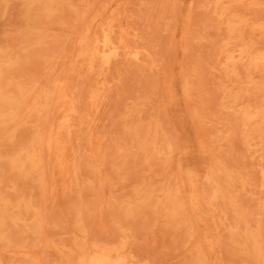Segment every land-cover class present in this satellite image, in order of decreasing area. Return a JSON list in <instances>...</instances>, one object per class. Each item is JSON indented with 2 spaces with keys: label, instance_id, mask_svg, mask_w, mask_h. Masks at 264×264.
<instances>
[{
  "label": "bare ground",
  "instance_id": "1",
  "mask_svg": "<svg viewBox=\"0 0 264 264\" xmlns=\"http://www.w3.org/2000/svg\"><path fill=\"white\" fill-rule=\"evenodd\" d=\"M22 1L25 2L23 5L27 4L25 6H26V8L28 7L27 10H22L23 14H25V12H23V11H27V13L25 14L26 18L31 17V16H27V15L31 14L33 16V14L38 13L37 16L39 15L38 16L39 18H42V19L46 18L49 20V18L52 17L56 12H59V11L63 10L64 8H68L70 10L69 21L67 23L65 21L64 22H57L56 24L61 23L60 24L61 26L64 25L65 28H67V31L69 33H66V36H64L65 34L63 33V27H62V32H60V33L57 32L61 36H59L55 31H52V32H55L57 34V36H59V37L55 36L56 35L55 33H54L55 35H51V33L49 32L50 30L48 31V28L46 27V26L50 25L48 23H51V25L53 24L52 22H50L51 19L49 20V22L47 20L48 23H46V24H48V25H46L44 27L42 25L44 30L47 28V31L50 33L47 38H49L51 36L52 37L54 36V39H56L55 37H57V38L63 37V41L62 42L59 41V42H61V45L59 46V48L55 52L44 54L43 51H42V53L38 51L39 53H41V55L37 52V54H39L38 55L39 57H37V58H36L37 54H34L35 55L34 59L40 58L46 67L43 68L42 72H41V70H39L41 72L40 74L37 71L36 74H39V75H36L34 73V70H33L34 75H33V73H32V75H29L28 74L29 72L26 75H24L23 74V73H25L24 69H26V68L21 67V68H23L22 69L23 71H21V75H23L25 77H27L29 75L28 78H23V80H22L23 76L20 77L21 75L19 76L17 70H16L17 74L14 72L13 73L17 77H20L21 79L14 80L16 77L13 74H12L13 75L12 78L14 77L13 79L10 76H9L10 78L8 77V74H9L8 72L10 69L13 70L14 67L20 66L19 65V63H20L19 58H21L19 56V52L17 54V52L15 53V51L14 52H10V51L8 52L7 51L9 49L12 51L15 48L14 46H12V45H14L13 44L14 42H12L13 41L12 38H10V37H13V35L8 36L10 38L8 40L9 41L12 40V41H10V43L12 44L11 46L14 48H12V47H11L12 49L10 48V43H9V46L7 47L6 44H8V43L6 41H8V40H4L6 43H4L5 45L4 44L3 45H4V47L6 46L5 48L7 50H4V49L0 50V139L8 142L10 144H16V141L19 138L20 134L22 135V131L24 132V130L26 128H30V130L32 129V131H29V129L28 130L26 129L27 130L26 134L28 133V139L26 140L25 143L17 144L15 146V148L12 149L11 152H8L5 154H4V152L3 153L0 152V167L3 163L6 164L9 173L10 174L13 173V175L15 176L10 181H6L5 178L0 173V264H42V263L46 264V262L50 259V257H48V256H47L49 258V259L47 258L48 260L45 257L42 258L43 254L40 255V257H41L40 258L37 254L34 253V251L35 252L36 251H42V252L44 251V254H48L49 252L46 253L47 251L54 252L55 255H57V258L54 261L55 263L52 260V262L54 264H148L147 262L143 261V259H142V261L138 260V259H140L139 257L142 258L143 256L138 255L139 257L137 259L135 254L132 253V251H133V249H135V247L134 248L132 247L133 248L132 251L130 250V247H129L130 238L133 240V238L130 237L132 235L129 236V233L131 234V232H129V230H130V228L131 229L133 228L135 230L134 231V233H135L136 229H138V228H134V227H138L139 222H137L138 226L135 225V226L131 227L128 225L129 228H126L127 222L125 223L126 227H124L122 224L123 222L121 221L120 223L122 226L119 224V226H120L119 229H120L121 233H120L119 237H117V239H114V240L112 239L111 241H106V240L100 241L101 239L100 240L97 239V241H92L88 235H90L91 232L93 233V231L89 230L88 226L86 227L84 225L85 220L82 222V217H87V215L83 216L84 215L83 211H85V209L84 210L81 209L83 211H81L82 213L80 211H79V213H77L78 220L76 223V227H77L76 230H79V233L72 237L71 243H73V245L66 244L65 242L67 240L62 242L58 238L54 237L55 233L52 232L53 229L51 228V226H53V225L50 226L52 231L50 228H49L50 231L47 229V225H49L48 221L50 222L51 220H49V219H52L49 216L52 214L48 213L49 214L48 215L46 212H49L51 207L48 208L50 205H48V207H47V204H45V203H48V201L50 200L49 204L51 203L53 205H56L57 203H59L56 201V199L58 197H61L62 195H68L72 192H75V194L77 195V198H78L77 200H79L80 204H83L82 202L84 200L83 199L84 197L87 198V196L91 197L93 195L94 196L96 195V197L98 196L99 200L97 198H96L97 202H95V200H94V202L96 203L95 206H91V209L89 206L86 207V208L89 207V209H87V210H90V211L94 207L93 208L94 213H92V214L96 217H98V216L101 217L102 214H104L106 211H110V210L115 211L116 213L120 214L123 217V220L126 219L127 221H128V219H132V221H135L134 219H136L140 214H142V216H145V214H143L144 212H149V213L153 214L156 219L163 220L165 222V225L167 227L171 228L174 232H177L180 235H182V234L184 235V237H183L184 240L181 244V246L184 249L183 254L185 252L190 254L192 264L223 263L224 256H226V259H227V255H226L227 252L224 254L223 259H222L220 249L225 244H232V245L238 246V249H241L243 251V255L245 256L243 259H245L250 264H264V212H263L264 211V201L262 198L264 196H261V194L264 195V155H263L264 154V84H263L264 79H263V81H261L262 79H261V77H259V76L264 75V45L261 44L262 45L261 46L259 44V42L261 41L260 38H263V40H264V17H262V14H264V0H205L206 1L205 6L203 5L204 0H201L203 4H200V1L197 3V4H200V6L203 5V8H201L202 6L200 7L199 5H197V6H199L196 8L197 10H198V8H199V11H200V8L202 10H204V12H205V10L206 11L208 10V12L214 16V18L212 16V19H214L213 21H215V23H213V24H217L216 27L223 26L225 28V31H226L225 32L224 29L222 30L226 34L224 33L225 34L224 38L221 41L219 40L221 42L220 45L215 46V48L218 47V49L216 51H214L217 53L216 54L213 53V54H215L214 56L216 59H214L210 55L212 60L213 59L216 60L214 62H216L217 65L212 66V67L210 66V67L212 69H217V71H218V69H219V71L220 70L224 71L226 78H228L229 83L226 82L228 84V86H226V90H224V96H223L226 99L225 103H227V105L225 104V105H222L221 107H223V109H225L226 112L230 111L233 114V116L235 117V120L231 119L232 116L228 117V118H230L231 120H234V122H232L231 120H227L228 118L227 119L220 118L221 119V125H220L221 128L218 129L216 127V129H218L217 130L218 133L216 134L217 131H215V136H213V138L209 139L212 144L209 143V141H207L208 135L205 133L206 130L203 128L206 123L202 120V118L206 117V115L204 114V117L200 118V114H202V112H200L198 114L194 108L195 105H193V103H191V101L194 100V98H193L194 91H196V92L198 91L197 93H199V91H201V88H199V87L201 86V84L203 82L205 84V80H203L202 83H200L198 81L197 83H200V85H197V83H195L197 85L196 87H198L200 90H198L192 84L193 82L191 83V81H188L185 83L183 82L182 84H184L185 88L183 87L184 93H183V91H182V93L184 94V96H183V94H182V96L184 97V100H183V97H182V100L185 103L184 109H186V106H187V109H186L187 116L189 113L191 123L193 124V127H194V132H195L194 140L191 139L189 136L188 137L191 140L186 137L185 131L183 130V127L181 125V127H179L176 131V133L178 135V140H179L180 146L179 147H176V146L173 147V146L169 145V143H167V140L169 139L167 136L166 138H168V139L164 138L166 140L165 143H167V145L164 144L165 147H162L163 144L161 143L162 146H160V144L158 142V139H159L157 136L158 132H159L158 131V125L153 124L154 127L153 126H152V128L148 127V128H150V130H148V128H147V130L145 131L144 134L141 131L143 134V137H141L142 135H139L140 130H139V132H138V130H137V132L136 131L134 133L132 132L133 126H136L134 124L136 121H133L134 123L132 126V130L127 129V130H129L128 132H132V134L134 135V138H133L134 140L132 139L133 140L132 143H131V141H129V143L131 144L130 146H128L129 143L125 141L126 138L125 139H121L120 137L115 138V141H117V143L115 142V144H117V145H119L118 144L119 138H120V141L123 140V141H121V142H123V144L125 142L128 143L126 145L128 147H126L125 144L123 145L126 147L124 149H127V150L132 149V151L135 152V154H137L136 155L137 157L130 151L131 154L136 157L135 159L141 160L140 162H142L144 168L146 166L145 164H147V165L152 164V160L156 164V162H157L156 157H158V158L160 157V159H161V160L158 159L160 161V163H159V166L161 168L160 171L157 173L150 171L151 174H149V175L148 174L146 175V173H145L146 176L145 177L143 176L142 180L137 181V182L135 181L136 183H134V184L131 183L133 185L131 187L132 190L129 189L131 184H128V185H130V186H128L127 182H126V185L128 186V188H126L125 191L128 192L127 189H129L131 191V192L129 191L131 194L129 192L127 193V195L130 194L127 197H126V195H123L124 191H123L122 195L125 197H122L121 194L119 196L118 193L116 196L114 193V188L115 187L118 188L117 187L118 185L116 186L115 183L113 182V180L115 178H118V176L116 177L117 174L116 175L113 174V175H115L114 176L115 178L111 177L112 176L111 171L108 172V168H107V166L109 164L107 166L103 165V159L101 157V152H103L102 150L104 149L102 147H104L103 144L106 142V141H104V139H107V141H108V138H105L108 136H105L104 135L105 133L104 134L101 133L102 131L103 132L105 131L104 128H101V130L104 129L101 132L99 131L100 129L97 130L98 127L101 126L100 125L101 123L97 125L96 122L98 120V115H99L100 109H102L101 108L102 105L105 106V103L104 104L102 103L103 97H104V91L107 89V86L109 85V83H112V82H109L110 80L109 79L107 80V78H106V72H108L109 68L111 69L110 66L112 64V61L119 58V57H122L123 59L128 57V58H133L137 61H141L142 58H145V56L147 54H149V53H146L147 52L146 50H148V49H146L145 51H141L138 49H132V45H131V48L129 47V45L127 43V37L129 34L127 32L128 27L126 30L119 23V18H120V14L122 12V9H121L122 7L121 8L119 7L120 9L117 7L119 9V11H121V12L117 11V9H115L113 4H112L113 0H90V1H88V0H83V1L77 0L76 1L77 3L79 1L78 5H75L70 0H22ZM123 1H125V3H126V0H122V2ZM127 1H130V0H127ZM158 1L160 2L161 0H158ZM177 1H179V0H177ZM10 2L14 3V1H10ZM10 2H8V3H10ZM16 2H21V1L19 0ZM135 2L137 3V0ZM139 2H138V5L134 4L135 6L133 5V2H130V3H132V6L136 8L139 6ZM147 2H149V1H147ZM150 2H152V3H150ZM150 2L147 4L146 8H148V7L150 8V6H153V7L155 6L154 9H152L153 7L150 8V11L152 13H154L153 12L154 10L156 12L161 10V9H158V8H160V6H158L160 3L156 2V4H155V0H152ZM169 2L171 3L172 1L170 0V1H168V3ZM173 2L175 4H177L175 2V0ZM183 2H182V6H183ZM195 2H196L195 0H189V3H187L188 4L187 6H189V9L193 8V10H194V7H196ZM163 3H164V1H163ZM168 3H166V4H168ZM17 4H19V3H17ZM120 4L121 3L119 2L118 5H120ZM151 4H154V5H151ZM166 4L164 3L161 5V7L163 5L164 6H163V11L161 10L160 12L164 13L165 10H167L169 8L170 5H168V8H166L164 10V7ZM0 5H1V3H0ZM122 5H120V6H122ZM128 5H129V7H132L130 4H128ZM172 5L170 7H172ZM18 6H20V5H18ZM179 6L181 7V4ZM133 7H132V9H134ZM156 7H158V8H156ZM20 8H22V7H20ZM138 8H136V9H138ZM141 8L142 7H140V9ZM176 8H178V6ZM176 8L174 7L175 11H176ZM144 9H145V7H144ZM127 10L129 11V9H127ZM138 10L135 12H137L138 15H140L139 11L141 13L142 10H139V11ZM193 10H191V11H193ZM0 11H1V9H0ZM133 11H131V12H133ZM145 11H147V10L145 9ZM175 11H173V14ZM7 12H8V10H7ZM202 12L203 11H201V13ZM19 13H18V15H19ZM137 13H136V15H137ZM166 13H168V15H169L170 12H166ZM195 13H197V12H194V15H196ZM0 14H1V12H0ZM23 14L21 16L20 15L19 16L22 18V16H24ZM122 14H123V12H122ZM146 14H147L146 17L149 16L148 19H150L153 16L152 14H149V11H148V13L147 12L144 13V10H143V14H141V16L143 15L144 17L142 16L143 17L142 19L145 20ZM158 14H160V13H158ZM190 14H191V12L189 14L187 13V16H186V22H187L186 26H185L186 32L187 31L190 32L189 31V24H188L189 20H190V22L194 21V23L196 21H198V19H194L195 16H194V18H192V16ZM131 15L135 16V13L134 14L132 13ZM155 15H157V14H155ZM198 15H199V13H198ZM206 15L208 17V14H205L204 16L206 17ZM19 16L17 19L18 25L22 22V19L20 20ZM62 16H64V15H62ZM161 16L163 17L164 14L163 15L160 14V17ZM139 17L140 16H137L136 21L138 20L139 22H142V21L146 22L145 25L148 23V20L144 21ZM154 17H156V16H154ZM154 17H152L153 21L155 19ZM157 17L155 19L156 22L158 20ZM199 17H200V15H199ZM34 18L36 21L37 18L35 17V15H34ZM163 18H165V16ZM42 19H39V23L36 22L34 24V23H32V22H34V20L32 18L33 21H31V23L34 26L36 24L39 25L40 21ZM46 19H44V20H46ZM165 19H167V18H165ZM205 19H203V20L206 21ZM121 20L122 19H120V21ZM132 20H130V21H132ZM152 20L150 19V22H149L152 29L148 24L147 27L149 26L150 28L147 31H150V29L153 30L154 26H156L155 29H157L158 24L154 25L153 23L155 21L152 22ZM160 20H161L160 23L162 22V27H160V28H162L163 30L161 29L159 31H166L167 29L164 30V27H163V25H164L163 21L164 20H162V18ZM173 20H175V19H173ZM23 21H24V18H23ZM25 21H27V19H25ZM53 21H55V20H53ZM210 21H211V19H210ZM27 22H29V21H27ZM44 22L45 21H42V24ZM139 22H137V23H139ZM143 22L140 23L141 26H143ZM167 22H168V19H167ZM170 22H171V20H170ZM184 22H185V20H184ZM29 23H27V25ZM31 23L29 24L30 26H32ZM127 23L128 22H126V24ZM131 23L129 24L130 26H131ZM134 23H136L135 19L133 21V24ZM23 24L24 23L22 22V26L24 27ZM165 24H166V22H165ZM18 25H17V27H18ZM145 25L143 27H145ZM34 26L32 27V29L34 28ZM54 26L56 27V25H54ZM58 26H59V24L57 25V27ZM61 26H60V28H61ZM134 26H135V24H134ZM134 26L132 25L131 27L134 28ZM136 26H137V24H136ZM159 26H161V24H159ZM165 26L168 27L169 25H165ZM170 26H171V24H170ZM190 26H191V23H190ZM197 26H198V23H197ZM208 26H209V24H208ZM19 27L21 28V25ZM19 27H18V29H19ZM35 27H36L35 29L39 28L38 26H35ZM42 27H41V29H42ZM138 27H139V24H138ZM138 27H136L137 29L135 28L136 31L141 30V31H145L147 33V31L144 30V28L142 30L141 27L140 28H138ZM13 29H10V32L11 31L16 32L15 30L17 28L15 30H13ZM30 29L31 28L29 27V30H27L28 32L23 34L24 35L23 36V38H24L23 43L25 42L24 43L25 45L22 46V49L26 52V54H29V52H32L33 50L35 52V48L33 46L34 44L31 40L34 38H31V37H35V35H36V37H37L36 41L38 43L41 41V39H42V41L44 39L47 40V38H44V35L41 34V33L45 34L47 32L46 30H45L46 32H44V30H43V32L42 31L38 32L40 30L39 29L37 32L40 33L41 35L40 34L37 35L36 33H35V35H33L34 32H33V34H30L31 33ZM33 30H31V31H33ZM132 31L136 32V31H134V29H132ZM216 31H217V29H216ZM216 31H215V34H216ZM222 31H220V32H222ZM21 32H23V31L21 30ZM21 32H20V34H22ZM220 32H219V35H220ZM61 33L64 35L62 36ZM142 33L143 32H141V34L139 35V37L142 38V42H143V40L146 41V39H147V42L150 41L151 44L153 42H151V39H149V37L151 38L154 35H156V36L158 35L157 31H155V33L150 32V34L152 33L154 35L151 34V36L145 38V35ZM8 34H10V33H8ZM11 34H13V33H11ZM130 34H131V32H130ZM194 34H196V33H194ZM132 35H131V37H132ZM142 35L144 36L145 39L142 37ZM5 36H6V34H5ZM159 36H161V34ZM159 36H158V38H159L158 41L157 40H155V41L160 43L161 40H163V39H160ZM170 36H171V34H170ZM6 37H4V38H6ZM17 37H18V35H17ZM52 37L50 38L51 41H52ZM155 37H153L152 39H154ZM219 37H221V36H219ZM137 38H138V35H137ZM137 38H135L136 41H137ZM161 38H162V36H161ZM14 39H16V38H14ZM164 39H166V38H164ZM256 39H259L260 41L258 42ZM58 40H60V39H58ZM130 40L131 41H129V42H132V39H130ZM186 40L188 41L187 38H186ZM198 40H201V39L198 38ZM216 40H217V38H216ZM171 41H173V40H171ZM187 41L185 42V44H186V47L188 46L187 51H189V45H187ZM15 42H16V40H15ZM139 42H140V44L144 43V42L141 43V40ZM139 42L138 43L136 42L137 43V46L135 45L136 47H138ZM166 42H168V41L166 40ZM1 43H3V42L1 41ZM20 43L23 44L22 40ZM20 43L18 41L17 44H20ZM46 43L47 42H45V44ZM39 44L43 46V44H41V43H39ZM155 44H156V46L159 45L157 43H155ZM181 44H183V43H181ZM3 45H2V48H4ZM46 45H48V44H46ZM143 45H145V43ZM150 45L148 46L146 44L145 46H146V48L148 46L149 49H151V48L153 49V47L155 49V45L154 46L152 45L151 48H150ZM160 45H162V42L160 43ZM196 45H197V42L195 43V46ZM38 46L39 45H37V47L35 46L36 49H38ZM48 46L43 47V49L46 48V50H47ZM198 46H200V43ZM49 47H48V50H49ZM0 48H1V46H0ZM52 48H54V47H52ZM143 48L145 49V47H143ZM157 48H160V46H158ZM195 48L197 49V47H195ZM17 49H15V50H17ZM22 49L20 48L21 51H22ZM50 49H51V47H50ZM170 49H171V47H170ZM158 50H160V49H158ZM167 50H168V48H167ZM24 51H23V53H24ZM150 51H148V52H150ZM168 51H170V50H168ZM200 51H201V49H200ZM34 52H32V54ZM161 52H163V51L161 50L158 53L161 54ZM190 52H191V50H190ZM203 52H205V51H203ZM154 53H157V52L156 51L152 52V53H150V55L154 54ZM195 53H196V51H195ZM198 53L201 55L202 51L198 52ZM166 54H168V52L165 53V56H166ZM203 54H202V57H203ZM22 55H24V54H22ZM154 55L156 56V54H154ZM162 55H163V53L161 54V56ZM168 55H170V53ZM206 55H208V54H206ZM157 56H159V54ZM152 57H154V56H152ZM170 57L173 58V56H170ZM196 57H198V55H196ZM202 57H198V58H202ZM163 58H161V62L162 61L164 62L165 59H168V58H164V59ZM185 58H186V54H185ZM145 59H147V58H145ZM152 59L154 60L155 58H152ZM181 59H182V57H181ZM148 60H149V57H148L147 61ZM192 60H193V58H192ZM38 61H39V59H38ZM172 61H173V59H172ZM176 61L177 60L175 58V61H173V63ZM188 61H189V58L187 59L186 62H188ZM200 61H201V59H200ZM207 61H210V60H207ZM196 62H197V60H196ZM27 63H28V61H27ZM122 63H124V61L120 62V65ZM125 63H126V61H125ZM125 63H124V65H125ZM134 63H136V62L134 61ZM170 63L171 62L169 61V64ZM193 63H194V61H193ZM197 63L199 64V61ZM131 64H132V62H131ZM182 64H183V62H182ZM198 64H197V66H199L201 68L204 67V66H200L202 64H199V65ZM207 64H210V63L208 62ZM36 65H41V63L40 64L38 63ZM65 65H66V67H65L66 71L63 72L62 67ZM127 65H128V67L132 66L129 64H127ZM42 66H44V65H42ZM112 66H113V64H112ZM117 66H119V64ZM137 66H136V68H137ZM163 66L165 67V65H163ZM208 66H206V67L209 68ZM40 67L37 66L36 69L37 68L40 69ZM122 67H123V65H122ZM122 67H121V69H122ZM124 67H126V66H124ZM152 67L161 74L162 83L167 86L168 83L170 82V79H171V75L170 74L168 75L166 73V71L168 69L165 71L164 68H162L161 66H156V65H154ZM168 67H169V65L167 66V68ZM21 68L19 70H21ZM169 68H171V67H169ZM118 69H119V67H118ZM126 69H128V68H126ZM132 69L133 68H131V70ZM141 69H142V67H141ZM204 69L206 70V68H204ZM7 70H8V72H7ZM12 70H10V71H12ZM27 70L28 69H26V71ZM115 70H116V67H115ZM30 71H32V70H30ZM113 71H114V69H113ZM119 71L121 72V70H118V73H119ZM171 71H170V73H171ZM178 71L180 72V74L181 73L184 74L183 72H185V71L181 72L180 69ZM201 71H202V69H201ZM241 71L244 72V73L242 72L244 74V76L241 75V73H240ZM6 72L8 73L7 76L4 75V74H6ZM134 72H135V68L132 71V73L134 74ZM179 72H177V74ZM203 72H204L203 74H205V71H203ZM113 73L114 72H110V74H112L111 75L112 78L114 77ZM127 73L129 74V73H131V71H129ZM127 73L124 72V75H125L124 78L121 76L124 80L123 83L124 82L126 83L127 79L130 81L133 79L132 77L134 75L131 77L132 79H129L128 78L129 75ZM135 73H137V71ZM185 73H187V72H185ZM121 74L122 73H120L119 75H121ZM126 74L128 76L127 78H126ZM211 74H212V72H211ZM138 75H140V74H137V76ZM178 75H177V77H179ZM115 76H116V74H115ZM137 76H135L134 78H136ZM144 76H146V75H144ZM183 76H185V77L188 76V73H187V75H183ZM197 76H198V73H197ZM200 76L201 75H199V78H200ZM217 76H215V78H217ZM139 77H141V76H139ZM146 77H148V76H146ZM157 77L159 78V76H157ZM205 77H207V76H205ZM223 77H224V75H223ZM194 78H195V76H194ZM218 78H219V76H218ZM115 79H116V77H115ZM119 79H120V77H119ZM125 79H126V81H125ZM143 79L146 80L145 77H143ZM147 79H149V78H147ZM207 79L212 80L211 84L213 83V78L207 77ZM121 80L122 79L119 80V83ZM182 80H184V79H182ZM201 80H202V78H201ZM215 80L216 79H214V82H215ZM221 80H222V78H221ZM139 81L137 83H138V85H141L144 80L140 81V83H139ZM193 81H195V80H193ZM131 82H132V84H134L135 79H134V82H133V80ZM145 82L146 81H144V83ZM206 82H207V80H206ZM208 82H209V80H208ZM113 83H115V80ZM117 83H118V80H117ZM117 83H115V84L118 85ZM123 83H120V85H118V86H121V88H123L122 87ZM209 83L208 84L206 83L205 86L206 85L209 86L210 85ZM226 83H224V84L226 85ZM128 84L126 83V85H128ZM132 84L128 85V87L131 86ZM144 85H147V84H144ZM125 86H124V88L127 90L128 87H125ZM132 86H136V85H132ZM151 86H152V84H151ZM208 86H206L205 88H207ZM213 86L214 85H212L211 87L213 88ZM112 87H113V84H112ZM144 87L147 88L148 85L144 86ZM201 87H203V86H201ZM108 88H110V87H108ZM111 89H113V88H111ZM118 89H117V91H118ZM125 89H124V91H122V93L125 92ZM129 89H130V87H129ZM129 89H128V91H131ZM131 89H133V88L131 87ZM161 89H163V90H160V91L168 90L166 88H161ZM215 89H212V90L216 91ZM121 90L119 91L120 94H121ZM134 90H135V88H134ZM142 90L143 89H141V91ZM202 90H203V88H202ZM205 90H204V92L202 91V93H205L206 92ZM209 90H210V88L207 91L209 92ZM117 91L115 90V92H117ZM137 91L141 92L140 88ZM145 91H146V89H145ZM145 91L143 90V92H145ZM112 92H113V90L111 91V93ZM139 92L138 93L136 92V93L139 94ZM143 92H141V93H143ZM125 93H128L127 97H129V92L126 91ZM131 93H134V91ZM141 93H140V95H141ZM212 93H213V91H212ZM115 94L117 95V93H115ZM115 94H113V93L110 94V92H109V95H111V98ZM120 94H119V96H121ZM146 94H148V93H145V95ZM163 94L164 95L167 94L166 98H164L162 96ZM163 94H161V96L165 99L163 102L164 105L166 106L165 108L168 107V108L174 109L173 113H177L176 111H178V110H177V102L175 101V95L170 94V92L167 93V91L164 92ZM207 94H209V93L206 92L205 95H207ZM210 94H209V96H210ZM213 94H215V92ZM194 95H196V93ZM218 95H219V93H218ZM218 95L215 94L213 96L214 101L211 100L209 102L210 103L215 102V99L216 100L218 99L217 98ZM142 96H144V93ZM156 96H158V95H156ZM196 96H194L195 97L194 101H198L201 99L205 100L203 98L204 96L201 99H198V97H199L198 96L197 97L198 100L196 99ZM215 96H217V97L214 98ZM117 97H118V95L116 96V98ZM210 97H212V96H210ZM109 98H110V96H109ZM124 98H125V101L127 102L128 99H126V97H124ZM133 99L134 98L131 97V100H133ZM219 99H218V101H220ZM111 100L113 102L115 99L112 98ZM218 101H216V102H218ZM122 102H123V100H122ZM126 102H124V104H126ZM135 102H136V100H135ZM199 102H197V103L200 105ZM117 103H116V105H117ZM181 103H182V101H181ZM202 103L203 102H201V104ZM214 104L215 103H213L212 106ZM218 104L221 105L220 103H218ZM111 105L112 104H110V106ZM133 105H134V103H133ZM150 105H151V102H150ZM217 105H215V107ZM111 107H113V106H111ZM202 107H204V106H202ZM211 107H209V108L211 109ZM116 108L117 107L114 106V109H116ZM147 108H148V106H147ZM149 108H150V110H152L151 107H149ZM216 108H215V111L217 110ZM218 108H220V107H218ZM106 109H107L106 112H110V110L112 108L110 109V107H108ZM117 110H116V112H118ZM198 110H200V107L198 108ZM204 110L202 109V111H204ZM205 111H206V114H209V113L211 114V112H212L210 110L211 112L207 113L208 109ZM111 112H112V114H115V113H113V109L111 110ZM135 112H137V110ZM155 112H154V114H155ZM127 113H129V112H127ZM213 113H214V111H213ZM137 114H138V112H137ZM105 115H107V113L104 114V116ZM229 115H230V113H229ZM107 116H105V117H107ZM147 116H148V114H147ZM167 116H168V114H167ZM123 117H124V115H123ZM209 117H211V116L209 115ZM102 118H104V117H102ZM216 118H215V120H217ZM113 119H114V116H111V120H113ZM135 119H133V120H135ZM188 119H189V117H187V120ZM204 119H206V118H204ZM212 119H213V117H211V119H209V121H206V122H208V124H210L209 122ZM131 120H132V118H131ZM139 120L137 119V121H139ZM147 120H148V118L146 119V122H147ZM190 120L188 122H190ZM141 121H142V119H141ZM148 121H150V120H148ZM159 121H160V119H159ZM213 121L214 120H212V122ZM104 122L105 121L103 120L102 124ZM108 122H106V123H108ZM128 122L129 121H125V123L123 124L124 127H126L125 124ZM146 122H145V124H146ZM154 122H155V119H154ZM150 123H151V121H150ZM116 124L118 125V122ZM116 124L114 126H116ZM138 124H140V122ZM217 124H218V122H217ZM96 125H97V127H96ZM108 125H113V121H112V124H108ZM121 125H122V123H121ZM147 125H149V124H147ZM147 125H145V127ZM104 126H105V124H104ZM139 126L141 127V125H139ZM205 127H207V126H205ZM110 128H111V126H110ZM113 128L115 130H117L115 127H113ZM143 128L144 127H142V129L141 128L140 129L143 130ZM168 128H169V126H168ZM208 128H209V126H208ZM209 129H211V128H209ZM112 130L113 129H111V131ZM115 130H113V131L115 132ZM134 130H136V129H134ZM213 130H214V128L212 127V131ZM108 131H109V129H108ZM166 131H169V130H166ZM109 132H107L108 133L107 135L110 136ZM114 132H113V135H114ZM117 132H118V130H117ZM117 132H115V135L117 134V135L121 136L120 132H119V134ZM121 132H122V130H121ZM209 132H211V131H209ZM238 132L241 134L240 136H242V141H243V146L245 148V151H247L253 159L257 158V160L255 159L257 161L256 163L258 166L256 169V172L254 171L255 173H257V176L255 178L253 177V175H256V174H253L251 176L250 173L248 172V170H246L247 166L246 167L245 166L236 167V166L229 165L227 163V161H225L223 159V157L221 156V154H220L221 151L219 153H216L215 149H217V148L214 149V147L219 146L221 148L223 146L225 147L226 144L229 145V143H231V140L234 138L235 134L236 135L239 134ZM124 133L127 134L126 131ZM124 133H122V134H124ZM162 134H164V133H162ZM168 134H170V133L168 132ZM130 135H131V133H130ZM130 135L129 136L127 135V136L130 137ZM170 135H172V134H170ZM114 136H112V138ZM124 136H125V134H124ZM238 136L239 135L236 136L237 140H239L241 138L239 136V139H238ZM22 137H23V135H22ZM26 137H27V135H26ZM121 137H123V136H121ZM209 137H210V135L208 136V138ZM170 138H171V136H170ZM2 140H1V142H3ZM110 140L111 139H109V141ZM113 140L114 139H112V141ZM129 140H130V138H129ZM20 141H18V142H20ZM103 141H104V143H103ZM109 141L107 142L108 144H110L109 150L112 149L114 152H117V153H119V151L122 150L123 146H122L121 150L119 149L121 145L118 147H115L112 145L113 147H115V149L111 148V143H109ZM239 141L235 140L233 142L234 143L238 142L237 144H240L239 147L241 149V148H243V146L241 145L242 142L241 141L239 142ZM112 143H114V142H112ZM234 143L231 144V146H233V148L232 147L230 148V145L228 146V148H230L231 151H232V149L234 150L236 148L237 152H242L241 154H243L244 151L243 150L240 151L238 145L236 143H235L236 144L235 145ZM214 145H217V146H214ZM106 146H105V148H106ZM234 146H236V147H234ZM0 150H3V149H0ZM106 150H108V149L106 148ZM226 151H228V150H226ZM231 151L227 152V153H229L231 155ZM224 152H225V150H224ZM247 152H245V153L247 154ZM227 153L225 152L223 154V156L224 155L226 156ZM110 154L108 155L109 157H110ZM113 154L115 155L116 153H113ZM83 155H86L89 158L88 164L91 166V170H92V173L94 175V176H92L93 178L88 177L89 179H85V178H82V176L80 174V172H82L81 171L82 168H84L83 164H82ZM120 155H122V152ZM128 155H129V153H128ZM234 155L236 156V154H234ZM249 155H245V156L248 157ZM129 156H131V155H129ZM243 156H244V154H243ZM105 158H106V156H105ZM188 159L192 160L194 162L192 166L186 165L185 162H187L186 160H188ZM238 159H240V157L239 158L237 157V160ZM107 160H110V158L109 159L107 158ZM189 160H188V162H189ZM226 160H228V159H226ZM110 161H112V159ZM192 161H191V163H192ZM247 161H249L248 158H247ZM109 162L107 161L106 163H109ZM118 162L120 164V161H118ZM110 163H111L110 165H112V162H110ZM127 163H128V161H127ZM122 164H124V163H121V165ZM139 164L141 165V163H139ZM248 164H246V165H248ZM140 165H138V166H140ZM241 165H242V163H241ZM149 166H146V168ZM237 166H239V165H237ZM103 167H105L107 169L105 170ZM115 167H117V166H115ZM142 167H139V169L141 168L143 170L144 168H142ZM151 167H149V169ZM153 168L155 169L156 167L153 166ZM109 170H111L110 167H109ZM117 170H119V169H117ZM136 171L137 170H135V172ZM143 171L146 172L147 170L146 171L143 170ZM250 171H252V170H250ZM126 172H127V170H126ZM147 173H149V172H147ZM152 173H154V174H152ZM119 175H121V172ZM143 175H144V173H143ZM131 176L132 175L130 174V177ZM132 178H133V176H132ZM132 178H131V180H132ZM140 179H141V176H140ZM19 181H21L24 184H27V185L30 184V185L25 186L27 189L24 188L23 186L21 188L20 184H22V183H20ZM116 181H120V178H119V180L116 179ZM127 181H129V179ZM129 182H133V180L129 181ZM121 188H122V186H121ZM252 188H255L257 190V193L258 192L261 193V194L258 193L260 195V197L256 199L257 200V207L254 211L248 210L246 208L247 206L245 207L243 204V202L245 201V198L243 195H245L246 193H250V191H252ZM119 189H120V187H119ZM119 189H117V190H119ZM123 189H125V188H123ZM121 191L122 190H120V192ZM124 194H126V193H124ZM118 196L122 197V200H120V198L118 199ZM242 196L244 198L243 202H242V198H241ZM36 198L40 199L42 201L39 202V200H37ZM64 199L66 200V198H64ZM88 200H90V199H88ZM74 201L76 203V200H74ZM84 201H86V200H84ZM91 201H93V200H90L89 202H91ZM86 202H88V201H86ZM86 202H85V204H86ZM72 205L73 204H71V206ZM87 205H89V203ZM92 205H94V204L92 203ZM60 206H62V205H60ZM115 206H117V207H115ZM81 207H83V206H81ZM81 207H79V208H81ZM114 207L116 209H114ZM47 208L49 209V211ZM54 208L55 207L53 206V208L51 210L52 212H53V210L55 211ZM56 208H57V206H56ZM83 208H85V206ZM69 209H71V208L69 207ZM57 211H58V209H57ZM93 211H91V212H93ZM229 211H231V214H232L231 216H233V218H232L233 220L232 219L230 220L231 216L229 217ZM72 212L73 211L71 210V213ZM86 212H85V214H86ZM91 212H90V214H91ZM72 214H74V213H72ZM90 214L88 213V215H90ZM47 215H48V217H47ZM53 215H56V213L54 212ZM59 215H60V219H58V220L62 221L61 220V214H59ZM113 215L114 214H112L110 217L114 218L115 215H114V217H113ZM104 216H103V218H104ZM90 217H93V216L90 215ZM70 219H71V215H70ZM96 219H98V218H96ZM96 219H94V224H96V221H97ZM104 219H106V218H104ZM52 220H54V219H52ZM87 220H88V218H87ZM87 220H86V224L89 223ZM99 220H100V218H99ZM108 220L109 219H107V221ZM111 220H113V219H111ZM116 220L117 219H115V221L113 220L115 222V224L119 223V220H117V221ZM56 221H55V224H57ZM136 221H138V219ZM136 221L134 222V224H137ZM90 222H92V220ZM111 222L112 221H110V223ZM141 222H140V224H143V221H141ZM70 223H71V220H70ZM98 223H100V222H98ZM105 223H106V220H105ZM89 224H92V223H89ZM101 224L104 225V221ZM113 224L111 225L112 227L114 226ZM132 224H133V222H132ZM92 225H91V227L89 225V227L92 228ZM96 225H94V228ZM100 225L97 226L96 229H98V227H101ZM107 225H109V223ZM143 225H141V227H143ZM56 226L58 227L59 223ZM58 228H61V227H58ZM94 228H92V229L94 231H96V229H94ZM103 228H104V226H103ZM139 228H140V226H139ZM13 229H19L25 234L34 235L36 237V240H35V243L33 244V247L26 244L25 241L20 242L18 240L19 241L18 242L15 239L16 241L14 242L11 239V230H13ZM100 229L102 231H104L102 228H100ZM140 229H142V228H140ZM45 230H46V232L48 230L50 235L48 232H47L48 233L47 234L45 232ZM62 230H59V232H61ZM86 230H88L89 232ZM138 231H139V229H138ZM57 232L58 231H56V233ZM140 232H142V231L140 230ZM160 232H162V231H160ZM57 234L60 235L62 233H57ZM98 234H99V232H98ZM224 234H226V235H224ZM95 235H97V234L94 233V237H95ZM101 235L102 234H100V236ZM136 235H138V234H136ZM147 235H149V234H147ZM115 236H116V232H115ZM30 237H32V236L30 235ZM151 237H153V236H151ZM159 237H161V236H159ZM179 237H182V236H179ZM91 238H93V237H91ZM164 238H165V236H164ZM109 239H110V236L108 237V240ZM152 239H149V240H152ZM160 241H162V240H160ZM166 242H168V241H166ZM166 242H165V244H166ZM176 242H179V240H177ZM178 245H180V243H178ZM234 248L232 250L235 251ZM226 250H228V249L226 248ZM241 250H238L237 252H239V251L241 252ZM234 251H232V253ZM38 253H40V252H38ZM234 253L235 254H233V255H237L236 251ZM238 256H240V255L238 254ZM149 257L150 256H148V258ZM169 257H171V256H169ZM52 258L54 259V257H52ZM230 258H232V257L230 256ZM40 259H41V261H40ZM42 259L46 260L45 263L42 261ZM233 259H232V261H233ZM243 259H242V262H244ZM236 260H234V261H236ZM148 261H150V260L148 259ZM238 261H240L239 258H238L237 262ZM49 262H50V260H49ZM49 262H47V263L49 264ZM52 262L50 264H53ZM151 262L153 263V259L151 260ZM151 262H149V263L152 264ZM153 264H156V263L154 262ZM236 264H239V262ZM245 264H248V263H245Z\"/></svg>",
  "mask_w": 264,
  "mask_h": 264
},
{
  "label": "rangeland",
  "instance_id": "2",
  "mask_svg": "<svg viewBox=\"0 0 264 264\" xmlns=\"http://www.w3.org/2000/svg\"><path fill=\"white\" fill-rule=\"evenodd\" d=\"M10 1H14V3L13 2H10ZM16 1H19V0H0V3H1V5H0V9H1V14H0V40L3 42V43H1V41H0V46H1V48H0V50H7L5 47L7 46H9V43H10V41H12V42H14L13 44L14 45H12L11 43H10V48L12 47V46H14V47H12V48H14V50H10L9 48V50H7L8 52L10 51V52H14L15 51V53L17 52V54H18V52H19V56L21 57V58H19L20 59V63H19V65L20 66H16V67H14L13 68V70L12 69H10V70H12V71H10L9 70V72H8V70H7V72L10 74H8L7 72H6V74H4L5 76H7V74H8V77L10 76L11 78H12V76L14 75L16 78L14 79V80H17V79H21L20 77H22L23 75H21V71H23L22 69L23 68H21V67H25L26 69H28L27 71H26V69H24L25 71V73H23L24 75H26L28 72V74L29 75H32V73H33V70H34V73L36 74L37 73V71H38V73L40 74L42 71H43V68H45L46 66H45V64H43V61L40 59V58H38L39 59V61H38V59H34L35 57V55L34 54H37V52L39 51V52H41L42 53V51H43V53L44 54H46V53H52V52H55V51H57V49L59 48V46L61 45V42L63 41V37L61 38H57V37H59V36H61V35H59V33L60 32H62V27H63V33L65 34H62V36L64 35V36H66V33H69L68 31H67V28H65V26L64 25H60L61 23H58L59 24V26L57 27V25L58 24H56L57 22H68L69 21V17H70V10L68 9V8H64L63 10H61V11H59V12H56L52 17H50L49 18V20H50V22H52L53 24V26L54 25H56V27L54 26H52L51 25V23H48L49 22V20L48 19H46V18H39L38 16H37V14L38 13H35V14H33V16L30 14V15H27V16H31L32 18H33V20H34V22H32V23H36V22H38L39 23V19H42L41 21H40V24L38 25V24H36L35 26H38L37 28L38 29H35L36 27L31 23V21H33L32 20V18L31 17H27L26 18V13H27V11H23V12H25V14H23L22 13V10H27V8H26V6L25 5H27V4H25V5H23L25 2H23L22 0H20L21 2H16ZM71 2H73L75 5H78L79 4V1H83V0H79L78 1V3L76 2L77 0H70ZM88 1H90V0H88ZM136 0H130V1H127L126 0V3H125V1H123L122 2V0H113L112 1V4H113V6H114V8L115 9H117V11H119V9L121 8L122 9V12H123V14H122V12L121 11H119V12H121V14H120V18H119V23L123 26V28H125L126 30H127V27H128V30H127V32L129 33L128 34V37H127V43H128V45H129V47L131 48V45H132V49H138V50H141V51H145L146 49H148V50H146L147 52L146 53H149V54H147L146 56H145V58H147L148 59V57H149V60L147 61V59H145V58H142V60L141 61H137V60H135V59H133V58H122V57H119V58H117V59H115V60H113L112 61V64H113V66H112V64H111V69L109 68V70H108V72H106V78H107V80L109 79L110 81L109 82H112V83H109V85L107 86V89L104 91V97H103V104L105 103V106H103L102 105V109H100V112H99V115H98V120H97V122H96V124L98 125V124H100L101 126H99L98 127V129L97 130H99L100 132L102 131V130H104L105 129V131L103 132H101V133H105L104 135L105 136H108V137H105V138H108V141H109V139H111L110 141H109V143H111V148H114L115 149V147H118V146H120V150H121V148H122V146L125 144V146L129 143V141H131V143H132V141L134 140L133 138H134V135L132 134V132L134 133L135 131L137 132V130H138V132H139V130H140V133H139V135H142L141 137H143V134L145 133V131L147 130V128L148 127H150V128H152V126L154 127V125L155 124H157L158 125V142H159V144H160V146H162L161 145V143L163 144V146L162 147H165V145H167V143H169V145H171V146H173V147H179L180 146V143H179V140H178V135H177V133H176V131H177V129L179 128V127H181V125H182V127H183V130L185 131V134H186V137L188 138V139H193L194 140V138H195V132H194V127H193V124L191 123V120H190V115H189V113H188V116H187V112H186V109H187V106H186V109H184L185 108V103H184V84H182L183 82L185 83V82H188V81H191V83L196 87L197 85H200V83H202L203 82V80H205V84L207 83H209L211 86L212 85H214L213 86V88L210 86H208V85H206V86H208L207 88H205L206 86H205V84H204V82L201 84V86H203V87H199V88H201V91H199V93L201 94H199V93H197L196 91H194V93H193V98H194V100H195V97L194 96H196V99H197V97H198V99H201L204 95H205V93L207 92V93H211L210 94V96H212V97H210L209 96V94H207V95H205L203 98L208 102H206L205 100H203V99H201V100H198V101H194V100H192L191 101V103H193V105H195L194 106V108H195V110L197 111V113L199 114L200 112H202V114H200V118H202V117H204V114L206 115V117H204V118H206V119H204V118H202V120L207 124H205V126H207V127H205L204 125V129L206 130H204L205 131V133L209 136L210 135V137L208 138V136H207V141H209V143H211V141L209 140V139H211V138H213V136H215V131H217L218 129H220L221 127H220V125H221V119L220 118H222V119H227L228 117H231V119H234L235 120V117L233 116V114L230 112V111H225V109H223V107H221L222 105H227V103H225L226 102V99L223 97L224 96V90H226V86H228V84L226 83V82H228V78H226V75H225V73H224V71H219V69H218V71H217V69H212L211 67L212 66H216L217 64H216V62H214V61H216V60H214V59H216L215 58V54L217 53V52H214V51H216L217 49H218V47H216L215 48V46L216 45H220V41L224 38V36H225V28L223 27V26H220V27H216V25L217 24H213V23H215V21H213L214 19H212V14L211 13H209L208 12V10L206 11L205 10V12H204V10H202L201 8H203V5L205 6L206 4H205V0L203 1L204 2V4L202 3V1L201 0H195L196 2V7H194V10H193V8L192 9H189V6H187L188 4L187 3H189V0H179V1H177V0H175V2L177 3V4H175L173 1L174 0H171L172 2V4L170 3H168V1H170V0H163L164 1V3L166 4V3H168V4H166L165 5V7H164V10L166 9V8H168V5H172V7H170L169 6V8L167 9V10H165V12L163 13V12H160L161 10L163 11V6L161 7V5L162 4H164L163 3V1L161 0L160 2L158 1V0H155V4H156V2H158V3H160L158 6H160V8H158V7H156V8H158V9H161V10H159L158 12H156L155 10L153 11L155 14H157V15H155L154 13H152L151 11H150V8H152L153 6H150V8L148 7V8H146V6H147V4L150 2V1H152V0H147V1H149V2H147L146 0H137V3L135 2ZM166 1V2H165ZM183 2V6H182V2ZM200 1V4H203V5H201L200 6V4H197L198 2ZM8 2H10V3H8ZM119 2L121 3L120 5H122V6H120V5H118L119 4ZM129 2V3H128ZM130 2H133V5L135 4V5H138V2H139V8L138 7H136V8H138L139 10H142V12L140 13V11L138 10V9H136L135 7H133L132 6V3H130ZM180 2V3H179ZM13 3V4H12ZM17 3H19V4H17ZM77 3V4H76ZM150 3H152V2H150ZM157 3V4H158ZM5 6H4V5ZM7 4V5H6ZM128 4H130L134 9H132V7H129V5ZM141 4V5H140ZM181 4V7L179 6V5ZM10 7H9V6ZM18 5H20V6H18ZM127 5V6H126ZM134 5V6H135ZM151 5H154V4H151ZM178 6V8H176L177 6ZM197 5H199L201 8H200V11H199V8H198V10L196 9L197 7H199V6H197ZM145 7V9L147 10V11H145V9H144V7ZM187 6V7H186ZM3 7V8H2ZM20 7H22V8H20ZM24 7V8H23ZM119 9H118V8ZM140 7H142L141 9H140ZM155 7V6H154ZM154 7L152 8V9H154ZM174 7L176 8V11L174 10ZM19 8V9H18ZM26 8V9H25ZM171 8V9H170ZM205 8V7H204ZM127 9H129V11L127 10ZM132 9V10H131ZM170 9V10H169ZM7 10H8V12H7ZM21 10V11H20ZM65 10V11H64ZM133 11V12H131V11ZM139 11V14L140 15H138V13L137 12H135V11ZM143 10H144V13H148V11H149V14H152L151 16L152 17H154V16H158L157 17V22H156V17H154L153 19H154V21L152 20V17L150 18L151 20H152V22H154L153 24L155 25V24H158L157 25V29H155L156 28V26H154V31L153 30H151L152 29V27L150 26V19H148L149 18V16L148 17H146L147 16V14L145 15V20L144 19H142L143 17L141 16V14H143ZM190 10V11H189ZM191 10H193V11H191ZM172 11V12H171ZM173 11H175L174 12V14H173ZM201 11H203L202 13H201ZM4 12V13H3ZM19 13V15L21 16L22 14L24 15V16H22V18L18 15V13ZM166 12H170L169 13V15H168V13H166ZM191 12V16H192V18H194V16H195V18L194 19H198V21H196L195 23H194V21L192 22H190V20H189V22H188V24H189V31L190 32H186V30H185V26H186V16H187V13L189 14ZM193 12V13H192ZM194 12H197V13H195L196 15H194ZM7 13V14H6ZM134 14L135 13V16H133V15H131V14ZM136 13H137V15H136ZM158 13H160V14H164V16H165V18H167L168 19V22H167V19H165V18H163L162 16L160 17V14H158ZM198 13H199V15H200V17H199V15H198ZM204 13V14H203ZM60 14V15H59ZM148 14V15H149ZM166 14V15H165ZM205 14H208V17H207V15H206V17L204 16ZM210 14V15H209ZM34 15H35V17L37 18L36 19V21H35V18H34ZM62 15H64V16H62ZM168 15V16H167ZM202 15V16H201ZM264 14H262V17H264L263 16ZM18 16L20 17L19 19L21 20L22 19V22L24 23L23 25H24V27L22 26V22L18 25V23H17V19H18ZM62 16V17H61ZM137 16H140L139 18H141L142 20H144V21H146V20H148V23L145 25V23L146 22H143V26L145 25V27H143V26H141L140 25V23H142V22H139L138 20L136 21V19H137ZM178 16V17H177ZM204 16V17H203ZM17 17V18H16ZM169 17V18H168ZM173 17V18H172ZM23 18H24V21H25V19H27V21H29L31 24H32V26H30L29 24V22H27V21H23ZM64 20H63V19ZM138 18V19H139ZM162 18V20H164L165 22H166V24H165V22L163 21V27H164V30L165 29H167L166 31H159V30H161L162 28H160V27H162V22L160 23V19ZM202 18V19H201ZM206 18V19H205ZM209 20H208V19ZM213 18H214V16H213ZM44 19H46V20H44ZM120 19H122L121 21H120ZM132 20V21H130V20ZM134 19H135V22L136 23H134L135 24V26H136V24H137V26L136 27H138V24H139V27L138 28H140L141 27V29L143 30V28H144V30H149V28L151 27V29H150V31H147V33L145 32V31H136V27L134 26V24H133V21H134ZM140 19V20H141ZM173 19H175V20H173ZM190 19V18H189ZM201 19V20H200ZM203 19H205L206 21H204ZM210 19H211V21H210ZM47 20H48V22H47ZM53 20H55V21H53ZM126 20V21H125ZM170 20H171V22H170ZM173 20V21H172ZM184 20H185V22H184ZM193 20V19H192ZM42 21H45L43 24H42ZM204 21V22H203ZM213 21V22H212ZM126 22H132L131 23V26L133 25L134 26V28L133 27H131L128 23L126 24ZM137 22H139V23H137ZM151 22V23H152ZM27 23H29L28 25H27ZM46 23H48V24H50L49 26H46V25H48V24H46ZM123 23V24H122ZM125 23V24H124ZM168 23V24H167ZM190 23H191V26H190ZM194 25H193V24ZM197 23H198V26H197ZM28 26H26V25ZM149 24V26L147 27V25ZM159 24H161V26H159ZM170 24H171V26H170ZM207 24V25H206ZM208 24H209V26H208ZM17 25H18V27L21 25V28L19 27V29H18V27H17ZM42 25H43V27L44 26H46L47 28H48V31L51 33V35H55L57 32H59V33H57L59 36H57V34L55 35V36H57V37H55L56 39H54V36L52 37L51 35V37H52V41L50 40V38L51 37H49V38H47L48 37V35L50 34L48 31H47V28L44 30V28L42 27ZM126 25V26H125ZM129 25V26H128ZM152 25V24H151ZM165 25H169L168 27L167 26H165ZM174 25V26H173ZM214 25V26H213ZM34 26V30L32 29V27ZM42 27V29H41V27ZM60 26H61V28H60ZM173 26V27H172ZM200 26V27H199ZM14 29H13V28ZM24 29H23V28ZM29 27L31 28L30 29V34H33V32H34V34L33 35H35V33L38 35V34H40V33H38V32H43V30H44V32H46L45 34L44 33H41L42 35H44V38H47V40H45L44 38V40L42 41V39H41V41L39 42V43H41V44H43V46L42 45H40L37 41H36V39H37V37H36V35H35V37H31V38H34V39H31L32 40V42H33V46H34V48H35V52H34V50L32 51V52H34L33 54H32V52H29V54H26V52L22 49V46L23 45H25L24 43H23V34H25V33H27L28 31L27 30H29ZM198 27V28H197ZM205 27V28H204ZM216 27V28H215ZM17 28V29H16ZM27 28V29H26ZM136 28V29H135ZM148 28V29H147ZM160 28V29H159ZM170 28V29H169ZM183 28V29H182ZM10 29H13V30H15L16 32H13V31H11L10 32ZM23 31V32H21V30ZM26 29V30H25ZM40 29V30H39ZM79 29V28H78ZM77 29V30H78ZM132 29H134V31H136V32H133L132 31ZM204 29V30H203ZM215 29V30H214ZM216 29H217V31H216ZM221 29V30H220ZM224 29V31L225 32H223L222 30ZM18 30V31H17ZM31 30H33V31H31ZM36 30V31H35ZM39 30V31H38ZM61 30V31H60ZM67 32H66V31ZM139 30V29H138ZM163 30V29H162ZM219 30V31H218ZM25 31V32H24ZM38 31V32H37ZM52 31H55V32H52ZM155 31H157V33H158V35L156 36V35H154V34H152V35H154L153 37H155L154 39H152L153 37H149V36H151V34H150V32H153V33H155ZM159 31V32H158ZM193 31V32H192ZM196 31V32H195ZM215 31H216V34H215ZM220 31H222V32H220ZM20 32L22 33V34H20ZM130 32H131V34H130ZM139 34H138V33ZM141 32H143L142 34H144L145 35V38L146 37H149V39H151V42H153L152 44L150 43V41L149 42H147V39H146V41L145 40H143V42L145 43V45L147 44L148 46L150 45V48L152 47V45L154 46L155 45V49H154V47H153V49L151 48V49H149V47L147 46V48H146V46L145 45H143L144 43L142 42V38L141 37H139V35L141 34ZM145 32V33H144ZM163 32V33H162ZM170 32V33H169ZM201 32V33H200ZM219 32H220V35H219ZM8 33H10V34H8ZM11 33H13V34H11ZM55 33V34H54ZM156 33V34H157ZM188 33V34H187ZM194 33H196V34H194ZM225 33V34H224ZM5 34H6V36H5ZM22 36H20V35ZM40 34V35H41ZM133 34V35H132ZM150 34V35H149ZM161 34V36H162V38H161V36H159ZM170 34H171V36H170ZM181 34V35H180ZM198 34V35H197ZM200 34V35H199ZM224 34V35H223ZM11 35H13V37H10V38H12V40H8V39H10L8 36H11ZM16 35V36H15ZM17 35H18V37H17ZM131 35H132V37H131ZM137 35H138V38H137ZM164 35V36H163ZM197 35V36H196ZM221 36V37H219V36ZM46 36V37H45ZM158 36L160 37V39H163V40H161V42H162V45H160V43L159 42H156L155 40H157L158 41ZM166 36V37H165ZM170 38H169V37ZM217 36V37H216ZM4 37H6V38H4ZM20 37V38H19ZM142 37L144 38V36L142 35ZM180 37V38H179ZM189 37V38H188ZM14 38H16V39H14ZM18 38V39H17ZM22 38V39H21ZM129 38V39H128ZM134 38V39H133ZM135 38H137V41H136V39ZM144 38V39H145ZM164 38H166V39H164ZM168 38V39H167ZM173 38V39H172ZM186 38L188 39V41L186 40ZM198 38L199 39H201V40H198ZM215 38V39H214ZM216 38H217V40H216ZM219 38V39H218ZM50 41H49V40ZM58 39H60V40H58ZM130 39H132V42H129V41H131ZM148 39V40H149ZM213 39V40H212ZM4 40H8V41H6L8 44H6V46L4 47V43H6ZM15 40H16V42H15ZM19 41V43L21 42V40H22V43L23 44H17L18 43V41ZM55 40V41H54ZM141 40V43H143V44H140V41ZM153 40V41H152ZM165 40V41H164ZM166 40L169 42H166ZM171 40H173V41H171ZM190 40V41H189ZM212 40V41H211ZM220 40V41H219ZM258 42H259V44L261 45V44H263L264 45V40H263V38H260V40L259 39H256ZM57 41V42H56ZM59 41H61V42H59ZM135 41V42H134ZM187 41V45H189V51H187L188 50V46L186 47V44H185V42ZM200 41V42H199ZM218 41V42H217ZM36 44H35V43ZM45 42H47L46 44H48L50 47H51V49H50V47L48 46V45H46L45 44ZM135 44H134V43ZM139 42V44H138V47H136L137 46V43ZM173 42V43H172ZM190 42V43H189ZM192 42V43H191ZM197 42V45L195 46V43ZM202 42V43H201ZM208 42V43H207ZM55 43V44H54ZM59 43V44H58ZM130 43V44H129ZM132 43V44H131ZM155 43H157V44H159V45H157L156 46V44ZM167 43V44H166ZM181 43H183V44H181ZM189 43V44H188ZM199 43H200V46H198L199 45ZM205 43V44H204ZM210 43V44H209ZM219 43V44H218ZM4 44V45H3ZM16 44V45H15ZM212 44V45H211ZM214 44V45H213ZM2 45H3V47L4 48H2ZM12 45V46H11ZM37 45H39L38 46V49H36V47H37ZM45 45V46H44ZM136 45V46H135ZM172 45V46H171ZM174 45V46H173ZM183 45V46H182ZM185 45V46H184ZM191 45V46H190ZM20 46V47H19ZM32 46V47H33ZM36 46V47H35ZM46 46H48L49 47V50H48V47H47V50H46V48H44L43 49V47H46ZM58 46V47H57ZM158 46H160V48H157ZM162 46V47H161ZM197 47V49L195 48V47ZM203 46V47H202ZM207 46V47H206ZM262 46V45H261ZM42 49H40V48ZM52 47H54V48H52ZM143 47H145V49L143 48ZM165 47V48H164ZM170 47H171V49H170ZM173 47V48H172ZM185 47V48H184ZM200 47V48H199ZM205 47V48H204ZM11 48V49H12ZM18 48V49H17ZM20 48L22 49V51L20 50ZM33 48V49H34ZM140 48V49H139ZM167 48H168V50H170V51H168L167 50ZM182 48V49H181ZM191 48V49H190ZM208 48V49H207ZM214 48V49H213ZM15 49H17V50H15ZM158 49H160V50H158ZM173 49V50H172ZM193 49V50H192ZM200 49H201V51H202V53H201V55L198 53V52H201L200 51ZM207 49V50H206ZM212 49V50H211ZM37 50V51H36ZM53 50V51H52ZM151 50V51H150ZM154 50V51H153ZM158 50V51H157ZM163 51V52H161V54L163 53V55L161 56V54L160 53H158L159 51ZM165 50V51H164ZM190 50H191V52H190ZM196 51V53H195V51ZM21 51V52H20ZM23 51H24V53H23ZM50 51V52H49ZM148 51H150V52H148ZM157 52L158 54H159V56H157L158 54L157 53H154V54H156V56L154 55V54H151L150 55V53H152V52ZM198 51V52H197ZM203 51H205V52H203ZM38 52V53H39ZM168 52V54L170 53V55H168V54H166V56H165V53H167ZM186 52V53H185ZM189 52V53H188ZM207 52V53H206ZM41 53H39L40 55H41ZM175 55H174V54ZM188 53V54H187ZM204 53V54H203ZM213 53H215V54H213ZM22 54H24V55H22ZM39 54H37V56H36V58L37 57H39L38 55ZM185 54H186V58L188 59L189 58V61L188 62H186L187 61V59L185 58ZM192 54V55H191ZM202 54H203V57H202ZM206 54H208V55H206ZM16 55V54H15ZM196 55H198V57H202V58H198V57H196ZM210 55H211V57H213L214 59L212 60V58L210 57ZM213 55V56H212ZM30 56V57H29ZM152 56H154V57H152ZM161 56V57H160ZM170 56H173V58L172 57H170ZM176 56V57H175ZM194 56V57H193ZM25 57V58H24ZM160 57V58H159ZM168 58V59H165V61L163 62H161V58ZM176 58V62H174L173 63V61H175V58ZM181 57H182V59H181ZM208 57V58H207ZM28 58V59H27ZM152 58H155L154 60L152 59ZM159 58V59H158ZM163 58V59H164ZM170 58V59H169ZM192 58H193V60H192ZM196 58V59H195ZM205 58V59H204ZM30 59V60H29ZM33 59V60H32ZM128 59V60H127ZM145 59V60H144ZM162 59V60H163ZM172 59H173V61H172ZM200 59H201V61H200ZM28 61V63H27V61ZM191 60V61H190ZM196 60H197V62L199 61V64H202V65H200V66H204V67H199V66H197V62H196ZM207 60H210V61H207ZM42 61V62H41ZM124 61V63H125V61H126V63H125V65H124V63H122L121 65H120V62H123ZM134 61L137 63H134ZM159 61V62H158ZM168 61V62H167ZM169 61L171 62L170 64H169ZM193 61H194V63H193ZM212 61V62H211ZM115 62V63H114ZM131 62H132V64H131ZM148 62V63H147ZM150 62V63H149ZM178 62V63H177ZM182 62H183V64H182ZM201 62V63H200ZM209 62L210 64H207V63ZM40 64L41 63V65H36V64ZM119 64V66H117L118 64ZM145 63V64H144ZM196 63V64H195ZM34 64V65H33ZM127 64H129V65H132V66H130V67H128V65ZM134 64V65H133ZM139 64V65H138ZM198 64V65H199ZM24 65V66H23ZM32 65V66H31ZM42 65H44V66H42ZM122 65H123V67H122ZM138 65V66H137ZM148 65V66H147ZM151 65V66H150ZM154 65H156V66H161L162 68H164V70L166 71L167 69V71H166V73L169 75H171V79H170V82L168 83V85L166 86V85H164L163 83H162V78H161V74L157 71V70H155L152 66H154ZM163 65H165V67L163 66ZM169 65V67H171V68H167V66ZM185 65V66H184ZM191 65V66H190ZM209 65V66H208ZM29 66V67H28ZM37 66H41L40 67V69L39 68H37L36 69V67ZM124 66H126V67H124ZM136 66H137V68H136ZM206 66H208L209 68H207ZM211 66V67H210ZM28 67V68H27ZM66 65L65 66H63L62 67V69H63V72H65L66 71ZM115 67H116V70H115ZM118 67H119V69H118ZM121 67H122V69H121ZM139 67V68H138ZM141 67H142V69H141ZM193 67V68H192ZM218 67V66H217ZM21 68V70H19ZM65 68V69H64ZM126 68H128V69H126ZM131 68H133L132 70H131ZM134 68H135V72L137 71V73H135L134 72V74L132 73V71L134 70ZM146 68V69H145ZM204 68H206V70L204 69ZM113 69H114V71H113ZM121 70V72L119 71V73H118V70ZM141 69V70H140ZM151 69V70H150ZM180 69V71L181 72H183V71H185V72H187L188 73V76H183V75H187V73H185V72H183L184 74H180V72L178 71ZM187 69V70H186ZM201 69H202V71H201ZM18 71V74H19V76L20 77H17L14 73H16L17 74V71ZM30 70H32V71H30ZM39 70H41V72L39 71ZM123 70V71H122ZM126 70V71H125ZM128 70V71H127ZM140 70V71H139ZM147 70V71H146ZM172 70V71H171ZM62 71V70H61ZM114 72L113 73V78H112V74H110V72ZM117 71V72H116ZM129 71H131V73H127V72H129ZM142 71V72H141ZM170 71H171V73H170ZM200 71V72H199ZM203 71H205V74H203L204 72ZM209 71V72H208ZM12 72V73H11ZM14 72V73H13ZM124 72H126L128 75H129V77L127 76V74H126V78L128 77L129 79H132L133 80V82H134V79H135V82L137 83L139 80L140 81H146L145 83H144V81H143V87L144 86H147L148 85V87L146 88V87H142L141 85H138V83L136 84L135 82H134V84H132V80L130 81V80H128L127 79V84L128 85H130V84H132V85H136V86H129L130 87V89H129V87H128V85H126V83L124 84L123 83V78L125 77V75H124ZM141 72V73H140ZM147 72V73H146ZM152 72V73H151ZM174 72V73H173ZM177 72H179L178 74H177ZM202 72V73H201ZM211 72H212V74H211ZM215 72V73H214ZM217 72V73H216ZM243 71H241L240 73H241V75L242 76H244V72L242 73ZM34 73H33V75H34ZM120 73H122L121 75H119ZM150 73V74H149ZM156 73V74H155ZM194 73V74H193ZM197 73H198V76H197ZM207 73V74H206ZM214 73V74H213ZM13 74V75H12ZM39 74H36V75H39ZM115 74H116V76H115ZM136 74V75H135ZM137 74H140V75H138L137 76ZM192 74V75H191ZM216 74V75H215ZM29 75L27 76V77H25V76H23L22 77V80H23V78H28L29 77ZM118 75V76H117ZM124 75V76H123ZM134 75V76H133ZM144 75H146V76H148V77H146V76H144ZM155 75V76H154ZM177 75L179 76V77H177ZM199 75H201L200 76V78H199ZM213 75V76H212ZM219 76V78H218V76ZM222 75V76H221ZM223 75H224V77H223ZM262 75V74H261ZM109 76V77H108ZM123 78H122V77ZM133 76V77H132ZM135 76H137L136 78H134ZM139 76H141V77H139ZM150 76V77H149ZM157 76H159V78L157 77ZM183 76V77H182ZM190 76V77H189ZM194 76H195V78H194ZM197 76V77H196ZM205 76H207L208 78H213V83L211 84V82H212V80H210V79H207V77H205ZM215 76H217V78H215ZM9 77V78H10ZM115 77H116V79H115ZM119 77H120V79H122L121 81H120V83H123L122 84V87L123 88H121V86H118V85H120V83H119ZM132 77V78H131ZM139 77V78H138ZM143 77H145L146 78V80L145 79H143ZM173 77V78H172ZM222 78V80H221V78ZM259 77H261V81H263V79H264V75H262V76H259ZM14 78V77H13ZM12 78V79H13ZM111 78V79H110ZM142 78V79H141ZM147 78H149V79H147ZM190 78V79H189ZM198 78V79H197ZM201 78H202V80H201ZM205 78V79H204ZM139 79V80H138ZM153 79V80H152ZM182 79H184V80H182ZM188 79V80H187ZM200 79V80H199ZM214 79H216L215 80V82H214ZM218 79V80H217ZM220 79V80H219ZM114 80H115V83H117V80H118V85H116L115 83H113L114 82ZM137 80V81H136ZM193 80H195V81H193ZM197 80V81H196ZM206 80H207V82H206ZM208 80H209V82H208ZM125 81H126V79H125ZM140 81H139V83H140ZM152 81V82H151ZM200 82V83H197V82ZM151 82V83H150ZM160 82V83H159ZM218 82V83H217ZM159 83V84H158ZM195 83H197V85L195 84ZM224 83H226V85L224 84ZM229 83V82H228ZM112 84H113V87H112ZM144 84H147V85H144ZM151 84H152V86H151ZM263 84H264V81H263ZM126 85V86H125ZM158 85V86H157ZM160 85V86H159ZM163 85V86H162ZM222 85V86H221ZM118 86V87H117ZM124 86L125 87H128V89L129 90H131V91H128V89L126 90L125 88H124ZM108 87H110V88H108ZM116 87V88H115ZM120 87V88H119ZM131 87L133 88V89H131ZM166 88V89H168V90H166L167 91V93H169L170 92V94H172V95H175V101L177 102V110L178 111H176L177 113H173V110L174 109H171V108H165L166 106L164 105V98H166V96H167V94L166 95H164L163 93L164 92H166V91H160V90H163V89H161V88ZM168 87V88H167ZM184 87V88H183ZM111 88H113V89H111ZM119 88V89H118ZM134 88H135V90H134ZM139 88H140V91H141V89H143L144 91H145V89H146V91L145 92H143V90L141 91V92H143L144 93V96H142L143 95V93H141V92H139V91H137V90H139ZM159 88V89H158ZM198 90H200L198 87H196ZM202 88H203V90H202ZM206 90H205V89ZM210 88V90H209V92L207 91L208 89ZM215 89L216 91H214V90H212V89ZM117 91V89H118V91L117 92H115V90ZM122 89V90H121ZM124 89H125V92L127 91V92H129V97H127L128 95V93H125V92H123L122 93V91H124ZM182 89V90H181ZM110 90V91H109ZM113 90V94H115V93H117V95H118V97L116 98V94L114 95V96H112V98L113 99H115L113 102H112V98H111V95H109V92H110V94H112L111 93V91ZM121 90V94L119 93V91ZM148 90V91H147ZM159 90V91H158ZM204 90L206 91L205 93H202V91L204 92ZM213 91V93L215 92V94L216 95H218V93H219V95H218V97L217 96H215L214 98H220L219 100L220 101H218V99L216 100L215 99V102H213L214 101V99H213V96L215 95V94H213L212 93V91ZM134 91V93H131V92H133ZM182 91H183V93H182ZM222 91V92H221ZM139 92V94H137V93ZM154 92V93H153ZM121 95V96H119V94ZM140 93H141V95H140ZM145 93H148V94H146L145 95ZM158 93V94H157ZM196 93V95H194ZM110 96V98H109V96ZM134 94V95H133ZM161 94H163L162 96L164 97H162L161 96ZM182 94H183V96H182ZM204 94V95H203ZM213 94V95H212ZM124 95V96H123ZM150 95V96H149ZM156 95H158V96H156ZM161 97H160V96ZM138 96V97H137ZM148 96V97H147ZM155 96V97H154ZM115 97V98H114ZM121 97V98H120ZM124 97H126V99H128L127 100V102L125 101V98ZM131 97L132 98H134L133 100H131ZM143 97V98H142ZM180 97V98H179ZM182 97H183V100H182ZM206 97V98H205ZM119 98V99H118ZM124 98V99H123ZM141 98V99H140ZM211 98V99H210ZM123 100V102H122V100ZM210 99V100H209ZM107 102H105V101ZM131 100V101H130ZM135 100H136V102H135ZM161 100V101H160ZM163 100V101H162ZM211 100H213L212 102L213 103H215L213 106H212V104L213 103H210L209 101H211ZM109 101V102H108ZM120 101V102H119ZM134 101V102H133ZM144 101V102H143ZM181 101H182V103H181ZM200 101V102H199ZM205 101V102H204ZM216 101H218V102H216ZM118 102V103H117ZM122 102V103H121ZM124 102H126V104H124ZM134 103V105H133V103ZM141 104H140V103ZM146 102V103H145ZM150 102H151V105H150ZM196 102V103H195ZM197 102H199L200 103V105L197 103ZM201 102H203L202 104H201ZM116 103H117V105H116ZM121 103V104H120ZM154 103V104H153ZM159 103V104H158ZM207 103V104H206ZM218 103H220L221 105H217ZM108 104V105H107ZM110 104H112L111 106H113V107H111L110 106ZM143 104V105H142ZM209 104V105H208ZM197 105V106H196ZM208 105V106H207ZM215 105H217L216 107H215ZM114 106L115 107H117L116 109H114ZM128 106V107H127ZM147 106H148V108H147ZM153 106V107H152ZM163 106V107H162ZM202 106H204V107H202ZM214 108H216L217 110V112L215 111V108L213 109L212 107ZM104 107V108H103ZM108 107H110V109L112 108L113 109V113H115V114H112V112H111V110H110V112H106V108H108ZM130 107V108H129ZM149 107H151V109L152 110H150V108ZM155 107V108H154ZM160 107V108H159ZM193 107V106H192ZM200 107V110H198V108ZM209 107H211V109L209 108ZM218 107H220V108H218ZM123 108V109H122ZM204 110H207L208 109V112L207 113H209V112H211V114L209 113V114H206V111L204 112V111H202V109ZM104 109V110H103ZM118 109V110H117ZM120 109V110H119ZM127 111H126V110ZM141 109V110H140ZM148 109V110H147ZM115 110V111H114ZM116 110L118 111V112H116ZM137 110V112H138V114H137V112H135ZM145 110V111H144ZM147 110V111H146ZM166 110V111H165ZM211 110V111H210ZM225 112H224V111ZM227 110V109H226ZM122 111V112H121ZM149 111V112H148ZM156 111V112H155ZM185 111V112H184ZM213 111H214V113H213ZM107 113V115H105V116H107V117H105L104 116V114H106ZM127 112H129V113H127ZM154 112H155V114H154ZM160 112V113H159ZM167 112V113H166ZM183 114H182V113ZM204 112V113H203ZM102 113V114H101ZM109 113V114H108ZM132 113V114H131ZM153 113V114H152ZM162 113V114H161ZM216 113V114H215ZM229 113H230V115H229ZM131 114V115H130ZM143 114V115H142ZM146 114V115H145ZM147 114H148V116H147ZM151 114V115H150ZM167 114H168V116H167ZM123 115H124V117H123ZM129 115V116H128ZM159 115V116H158ZM209 115L211 116V117H213V119L212 120H214L213 122H212V120H210V124H208V122H206V121H209V119H211V117H209ZM216 115V116H215ZM100 116V117H99ZM111 116H114V119L113 120H111ZM127 116V117H126ZM147 116V117H146ZM152 116V117H151ZM154 116V117H153ZM102 117H104V118H102ZM126 117V118H125ZM141 117V118H140ZM169 117V118H168ZM187 117H189V119L187 120ZM209 117V118H208ZM217 117V118H216ZM224 117V118H223ZM105 121L103 124H102V122H103V120ZM108 118V119H107ZM131 118H132V120H131ZM136 118V119H135ZM148 118V120H150L151 121V123H150V121H148L147 120V122H146V119ZM166 118V119H165ZM215 118L217 119V120H215ZM125 119V120H124ZM133 119H135V120H133ZM137 119L139 120V121H137ZM141 119H142V121H141ZM145 119V120H144ZM152 119V120H151ZM154 119H155V122H154ZM159 119H160V121H159ZM220 119V120H219ZM230 118H228L227 120H231ZM111 120V121H110ZM158 120V121H157ZM190 120V122H188ZM234 120H231L232 122H234ZM102 121V122H101ZM109 121V122H108ZM112 121H113V125H108V124H112ZM125 121H129L128 123H126L125 124V126L126 127H124V123H125ZM133 121H136L135 123L133 122ZM144 121V122H143ZM165 121V122H164ZM106 122H108V123H106ZM118 122V125L116 124ZM131 122V123H130ZM140 122V124H138ZM145 122H146V124H145ZM212 122V123H211ZM217 122H218V124H217ZM121 123H122V125H121ZM133 123L136 125V126H133ZM159 123V124H158ZM163 123V124H162ZM104 124H105V126H104ZM116 124V126H114ZM129 124V125H128ZM147 124H151L150 126L149 125H147ZM154 124V125H153ZM167 124V125H166ZM169 124V125H168ZM212 124V125H211ZM215 126H214V125ZM97 125H96V127H97ZM121 127H120V126ZM139 125H141V127L139 126ZM145 125H147L146 127H145ZM162 125V126H161ZM166 125V126H165ZM109 126V127H108ZM110 126H111V128H110ZM132 126H133V130H132ZM168 126H169V128H168ZM208 126H209V128H211V129H209L208 128ZM211 126V127H210ZM113 127H115L117 130H118V132H117V130H115ZM138 127V128H137ZM142 127H144L143 128V130H141L142 129ZM212 127L214 128V130L212 131ZM216 127L218 128V129H216ZM101 128H104V129H102L101 130ZM141 128V129H140ZM150 128H148V130H150ZM173 130H172V129ZM27 130L29 129V131H32V129L30 130V128H26ZM25 129V130H26ZM107 129V130H106ZM108 129H109V131H108ZM111 129H113V130H115V132H117L118 134H119V132H120V134H121V136H123V137H121L120 135H115V132L112 130L111 131ZM122 130V132H121V130ZM127 129H129V130H132V132H128L129 130H127ZM134 129H136V130H134ZM160 129V130H159ZM24 130V129H23ZM24 130V132L22 131V135H23V137H22V135L20 134V136H19V138L17 139V141H16V144H10V143H8V142H6V141H3L2 139H0V149H3V150H0V152H4V154L5 153H8V152H11L12 151V149H14L15 148V146L17 145V144H23V143H25L26 142V140L28 139V133L26 134V132H27V130L25 131ZM165 130V131H164ZM166 130H169V131H166ZM127 132V134L126 133H124V132ZM143 132V134H142V132ZM209 131H211V132H209ZM107 132H109V134H110V136L109 135H107L108 133ZM113 132H114V135H113ZM161 132V133H160ZM168 132L170 133V134H172V135H170V134H168ZM24 133V134H23ZM100 133V134H101ZM112 133V134H111ZM122 133H124L125 134V136H124V134H122ZM130 133H131V135H130ZM162 133H164V134H162ZM211 133V134H210ZM218 133V131L216 132V134ZM239 133V132H238ZM167 134V135H166ZM214 134V135H213ZM26 135H27V137H26ZM130 135V137H128V136ZM133 135V136H132ZM163 135V136H162ZM237 135H241L240 133L239 134H237ZM236 134H235V136H234V138L237 136ZM25 136V137H24ZM30 136V135H29ZM112 136H114L113 138H112ZM132 136V137H131ZM168 136V138H166ZM170 136H171V138H170ZM176 136V137H175ZM190 138H189V137ZM239 136H238V139H239ZM110 137V138H109ZM118 138V137H120L121 139H125L126 138V142H128V143H126L125 141V143L123 144V142H121V141H123V140H121L120 141V138L118 139V144L119 145H117V144H115V142L117 143V141H115V138ZM161 137V138H160ZM241 138L239 139L241 142H242V146H243V141H242V136H240ZM25 138V139H24ZM128 138V139H127ZM129 138H130V140H129ZM168 139L167 140V143H165L166 142V140L165 139ZM174 138V139H173ZM232 139L231 140V143H229V145H230V148L232 147L233 148V146H231V144H233L234 142L233 141H239V140H237V137L235 138V139ZM24 139V140H23ZM112 139H114L113 141H112ZM133 139V140H132ZM161 139V140H160ZM173 139V140H172ZM190 139V140H191ZM1 140L4 142H1ZM21 140V141H20ZM23 140V141H22ZM117 140V139H116ZM172 140V141H171ZM18 141H20V142H18ZM104 141H106L105 143H104ZM104 141H103V146L104 147H102V148H104L102 151L103 152H101V157H102V159H103V165H108L107 166V168H108V172L109 171H111V174H112V178H115L114 176L116 175V177L118 176V178H115L114 180H113V182L115 183V185L118 187V188H114V193H115V195L117 196V193L119 194V196H120V194H121V196L122 197H125V196H123V195H126V197L127 196H129L131 193V191L129 190V189H131L132 190V184L131 183H136L137 181H140V180H142V178H143V176L145 177L147 174L149 175V174H151V172L153 171L154 173H157V172H159L160 171V166H159V163H160V161L159 160H161L160 159V157L158 158V157H156L157 158V162H156V164H155V162L152 160V164H145L146 166H149V167H151L152 165L154 166V167H156L155 169L153 168V166L149 169V167H147L146 168V166H145V168H144V166H143V164H142V162H140L141 160H139V159H135L137 156V154H135V152H133L132 151V149L131 150H127V149H124V148H126V147H128V146H130L131 144L129 143V145L128 146H123V148H122V150L121 151H119V153H117V152H114L112 149L111 150H109V148H110V144H108L107 142V139H104ZM177 141V142H176ZM239 141V142H240ZM112 142H114V143H112ZM122 143V144H121ZM176 143V144H175ZM236 144L238 143V142H235ZM234 143V144H235ZM10 144V145H9ZM165 144V145H164ZM212 144V143H211ZM235 144V145H236ZM3 145V146H2ZM107 145V146H106ZM115 146V147H113V146ZM117 145V146H116ZM229 145H225V147L223 148V147H214V149L215 148H217V149H215L216 150V153H219L220 151H221V156L223 157V159L225 160V161H227V163L229 164V165H232V166H236V167H241V166H247L246 167V170H248V172L250 173V175L252 176L253 174H256V175H253V177L255 178L256 176H257V173H255L256 172V169H257V158H252L250 155H249V153L247 152V151H245V148H244V146H243V148H241L240 149V144H237L238 145V147H239V149H240V151H244L243 152V154H244V156H243V154H241L242 152H237V150H236V148L233 150L232 149V151H231V149L230 148H228V146ZM9 146V147H8ZM105 146H106V148L109 150H106V148H105ZM214 146H217V145H214ZM7 147V148H6ZM13 147V148H12ZM234 147H236V146H234ZM221 149V150H220ZM7 152H6V151ZM126 150V151H125ZM224 150H225V152L227 153V152H230L231 151V155L229 154V153H227L226 154V156L224 155L223 156V154L225 153L224 152ZM226 150H228V151H226ZM136 156H134V155H132L131 154V152ZM234 151V152H233ZM239 151V150H238ZM107 152V153H106ZM111 154H110V153ZM116 153L115 155L113 154V153ZM121 152H122V155H120L121 154ZM223 152V153H222ZM233 152V153H232ZM245 152H247V154L245 153ZM104 153V154H103ZM128 153H129V155H131V156H129L128 155ZM137 153V152H136ZM240 153V154H239ZM110 154V157L108 156ZM234 154H236V156L234 155ZM239 155V156H238ZM245 155H249L248 157H246ZM264 155V154H263ZM105 156H106V158H105ZM235 156V157H234ZM86 157V158H85ZM112 157V158H111ZM116 157V158H115ZM134 157V158H133ZM226 157V158H225ZM230 157V158H229ZM237 157L239 158L240 157V159H238L237 160ZM242 157V158H241ZM107 158L109 159L110 158V160L112 159V161H110V160H107ZM247 158H248V160L249 161H247ZM105 159V160H104ZM141 159V158H140ZM159 159V160H158ZM226 159H228V160H226ZM232 161H231V160ZM236 159V160H235ZM256 159V160H255ZM88 160H89V158L86 156V155H83V158H82V164H83V167L85 168H82V172H80V174H81V176H82V178H85V179H89V178H93L92 176H94L93 175V173H92V170H91V166L88 164L89 162H88ZM134 160V161H133ZM155 160V159H154ZM189 160V159H188ZM188 160H186L187 162H185L186 163V165H188V166H192L193 165V161L192 160H189V162H188ZM85 161V162H84ZM112 162V165H110L111 163L109 162V163H106V162ZM118 161H120V164H119V162ZM122 161V162H121ZM124 161V162H123ZM127 161H128V163H127ZM131 161V162H130ZM133 161V162H132ZM139 161V162H138ZM191 161H192V163H191ZM117 162V163H116ZM230 162V163H229ZM247 162V163H246ZM106 163V164H105ZM121 163H126L125 165L124 164H122L121 165ZM138 163V164H137ZM139 163H141V165L139 164ZM232 163V164H231ZM241 163H242V165H241ZM244 163V164H243ZM249 163V164H248ZM256 163V164H255ZM85 164V165H84ZM133 164V165H132ZM236 164V165H235ZM246 164H248V165H246ZM254 164V165H253ZM136 165V166H135ZM138 165H140V166H138ZM156 165V166H155ZM237 165H239V166H237ZM4 166V167H3ZM105 166V167H106ZM115 166H117V167H115ZM119 166V167H118ZM127 166V167H126ZM138 166V167H137ZM143 166V167H142ZM159 166V167H158ZM251 166V167H250ZM256 166V167H255ZM105 167H103L105 170L107 169V168H105ZM109 167H110V169L111 170H109ZM126 167V168H125ZM129 167V168H128ZM139 167H142V168H144L143 170H147L146 172H144L141 168L139 169ZM121 168V169H120ZM159 168V169H158ZM117 169H119V170H117ZM157 169V170H156ZM126 170H127V172H126ZM135 170H137L136 172H135ZM142 170V171H141ZM250 170H252V171H250ZM85 171V172H84ZM151 171V172H150ZM255 171V172H254ZM8 172V173H7ZM113 172V173H112ZM115 172V173H114ZM120 172H121V175H119L120 174ZM125 172V173H124ZM134 172V173H133ZM141 172V173H140ZM147 172H149V173H147ZM0 173H1V175L5 178V180L6 181H10L12 178H14L15 176L13 175V173L12 174H10L9 173V171H8V168H7V165L6 164H2L1 165V167H0ZM133 173V174H132ZM143 173H144V175H143ZM145 173H146V175H145ZM154 173H152V174H154ZM86 176H85V175ZM88 174V175H87ZM110 174V173H109ZM113 174H115V175H113ZM125 174V175H124ZM130 174L133 176V178H132V176L130 177ZM84 175V176H83ZM127 175V176H126ZM80 176V177H81ZM129 176V177H128ZM140 176H141V179H140ZM7 177V178H6ZM89 177V178H88ZM119 178H120V181H116V179L117 180H119ZM131 178H132V180H133V182H129V181H132L131 180ZM129 179V181H127ZM137 179V180H136ZM95 181V180H94ZM136 181V182H135ZM20 183H22L21 181H19ZM126 182H127V185L128 184H131V186L130 185H128V186H130V188L129 189H127L128 190V192L130 193L129 195H127V191H125L126 190V188H128V186L126 185ZM117 183V184H116ZM121 184V185H120ZM21 185V188H22V186L24 187V188H26L25 186L27 185V184H24V183H22V184H20ZM28 185H30V184H28ZM27 185V186H28ZM125 185V186H124ZM121 186H122V188H121ZM124 186V187H123ZM127 186V187H126ZM119 187H120V189H119ZM123 188H125V189H123ZM27 189V188H26ZM117 189H119V190H117ZM120 190H122L121 192H120ZM256 189L255 188H252V191H250V193H246L245 195H243L244 196V198H245V201L243 202V200H244V198H243V196L241 197L242 198V202H243V204H244V206L248 209V210H250V211H254L255 209H256V207H257V198H259L260 197V195L259 194H261V193H257V190L255 191ZM123 191H124V193H126V194H124L123 193ZM74 193V194H73ZM122 193H123V195H122ZM252 193V194H251ZM72 195V196H71ZM69 198H67V197ZM71 196V197H70ZM75 196V197H74ZM87 196V195H86ZM118 196V199L120 198V200H122V197H119ZM261 196H264L263 194H261ZM74 197V198H73ZM64 198H66V200L64 199ZM71 198V199H70ZM98 199V196L96 197V195L94 196H87V198L86 197H84L83 199L84 200H86V201H88V202H86V201H84L83 200V204H80V202H79V200H77L78 198H77V195L75 194V192H72V193H70V194H68V195H62L61 197H58L57 199H56V201L57 202H59V203H57L56 205H53V204H49V201H48V203H45V204H47V207H48V205H50L48 208H50V211H49V209H48V211L49 212H46L47 214L49 213H51L52 215H53V213L55 212L56 213V215H50L49 217L50 218H52V219H54V220H52V219H49V220H51L50 222L48 221V223H49V225H47V229L49 230V228H50V226L51 225H53V226H51V228L53 229V231H52V229H51V231L52 232H54L55 233V235H54V237H56V238H58L60 241H62V242H64V241H66L65 243L66 244H68V245H73V243H71L72 242V237L74 236V235H77L78 233H79V230H76L77 229V227H76V223H77V220H78V218H77V213H79V211L81 212V211H83L84 209H85V211H83L84 212V215L83 216H86L87 215V217H82V222L85 220V222H84V225L87 227L88 226V229L89 230H91V231H93V233L91 232L90 233V235H88L89 237H90V239L92 240V241H97V239L98 240H100V241H111L112 239L114 240V239H117V237H119V235H120V226H119V224L121 225V221L123 222L122 224H123V226L124 227H126V225H127V227L126 228H129V226H131V227H133V226H138V223L137 222H139V226H140V228H142V229H140L139 228V226L138 227H134V228H138L139 229V231H138V229H136V232L134 233V229L132 230L131 228H130V230H129V232H131V234L129 233V236L130 235H132V236H130V237H132L133 238V240L130 238V244H129V247H130V250L132 251V249L135 247V249H133V251H132V253L133 254H135V256H136V258L138 259V257L139 256H143L142 258L141 257H139L140 259H138L139 261L141 260L142 261V259H143V261H145V262H147L148 264H150L149 262H151V260L153 259V263L155 262L156 264H192V262H191V257H190V254L189 253H187V252H185L184 254H183V252H184V249H183V247L181 246V244H182V242H183V240H184V235L182 234V235H180V234H178L177 232H174L171 228H169V227H167L166 225H165V222L163 221V220H159V219H156L155 218V216L153 215V214H151V213H149V212H144L143 214H145V216H142V214H140L136 219H134L135 221L138 219V221H136V223L137 224H134V222L135 221H132V219H128V221L126 220V219H124L123 220V217L120 215V214H118V213H116L115 211H106L104 214H102V218L100 217V216H98V217H96V216H94L92 213H94V211H93V208H92V210L91 211H93V212H91L90 210H87V209H89V207H90V209H91V206H95V202H97V199ZM263 198V201H264V197H262ZM37 199V198H36ZM59 199V200H58ZM88 199H90V200H93V201H91L94 205H92V203L91 202H89L90 200H88ZM37 200H39V202H41L42 200H40V199H37ZM64 200V201H63ZM72 200V201H71ZM74 200H76V203H75V201ZM94 200H95V202H94ZM99 200V199H98ZM262 200V199H261ZM69 201V202H68ZM71 201V202H70ZM78 201V202H77ZM247 201V202H246ZM46 202V201H45ZM85 202H86V204H85ZM68 203V204H67ZM75 203V204H74ZM89 203V205H87ZM71 204H73L72 206H71ZM77 204V205H76ZM85 204V205H84ZM255 204V205H254ZM60 205H62V206H60ZM53 206L55 207L54 209H55V211L53 210V212L51 211L52 210V208H53ZM56 206H57V208H56ZM81 206H85V208H83V207H81ZM87 206H89L88 208H86ZM249 206V207H248ZM252 206V207H251ZM69 207L71 208V209H69ZM79 207H81V208H79ZM115 207H117V206H115ZM114 207V209H116ZM251 207V208H250ZM66 208V209H65ZM79 208V209H78ZM57 209H58V211H57ZM74 209V210H73ZM81 209H83V210H81ZM71 210L73 211L72 213H74V214H72L71 213ZM87 211V212H86ZM89 211V212H88ZM263 211V210H262ZM62 212V213H61ZM85 212H86V214H85ZM90 212H91V214H90ZM264 212V211H263ZM65 213V214H64ZM82 213V212H81ZM88 213L91 215V216H93V217H90V215H88ZM48 214V215H49ZM59 214H61V220L62 221H59L58 219H60V215ZM64 214V215H63ZM107 214V215H106ZM109 214V215H108ZM112 214H114L115 215V217H114V215H113V217L115 218V219H117V220H119V223H116L115 224V219L114 218H112V217H110ZM48 215H47V217H48ZM59 215V216H58ZM63 215V216H62ZM70 215H71V219H70ZM73 215V216H72ZM106 217H105V216ZM147 215V216H146ZM232 214H231V211H229V217L231 216ZM52 216V217H51ZM56 216V217H55ZM58 216V217H57ZM103 216H104V218H106V219H104L103 218ZM55 217V218H54ZM63 217V218H62ZM66 217V218H65ZM109 217V218H108ZM87 218H88V220H87ZM92 218V219H91ZM96 218H98V219H96ZM99 218H100V220H99ZM233 218V216H231L230 217V220ZM48 219V218H47ZM94 219H96L98 222H100V223H98L96 220V224H94ZM103 219V220H102ZM107 219H109L108 221H107ZM111 219H113V220H111ZM121 219V220H120ZM57 220V221H56ZM70 220H71V223H70ZM86 220L89 222V223H92V224H89V223H87L86 224ZM92 220V222H90ZM105 220H106V223H105ZM116 220V221H117ZM140 220V221H139ZM233 220V219H232ZM55 221H56V223L57 224H55ZM104 221V225L103 224H101L102 222ZM110 221H112L111 223L114 225L113 227L111 226L112 224L110 223ZM141 221H143V224H140V222ZM150 221V222H149ZM127 222V223H126ZM132 222H133V224H132ZM146 222V223H145ZM58 223H59V226L58 227H61V228H58L56 225H58ZM109 223V225H107ZM125 223H126V225H125ZM142 223V222H141ZM55 224V225H54ZM68 224V225H67ZM101 226V227H98V229H96L97 228V226H99V225ZM106 224V225H105ZM66 227H65V226ZM89 225H90V227H91V225H92V228H94V225H96L95 226V228L94 229H96V231H94L92 228H90L89 227ZM104 226V228H103V226ZM129 225V226H128ZM141 225H143V227H141ZM55 226V227H54ZM122 226V225H121ZM68 227V228H67ZM76 227V228H75ZM147 227V228H146ZM165 227V228H164ZM55 228V229H54ZM75 230H74V229ZM100 228H102L104 231H102ZM114 228V229H113ZM116 228V229H115ZM146 228V229H145ZM57 229V230H56ZM63 229V230H62ZM66 229V230H65ZM68 229V230H67ZM48 230H47V232H48ZM59 230H62L61 232H59ZM111 230V231H110ZM140 230L142 231V232H140ZM164 230V231H163ZM50 231V230H49ZM56 231H58L57 233H62V234H57L56 233ZM69 231V232H68ZM86 231H88V230H86ZM99 232V234H98V232ZM110 231V232H109ZM133 231V232H132ZM153 231V232H152ZM156 231V232H155ZM159 233H158V232ZM160 231H162V232H160ZM45 232H46V230H45ZM46 232V233H47ZM69 234H68V233ZM71 232V233H70ZM76 232V233H75ZM89 232V231H88ZM97 232V233H96ZM113 232V233H112ZM115 232H116V236H115ZM149 232V233H148ZM49 233V232H48ZM47 233V234H48ZM66 233V234H65ZM94 233L95 234H97V235H95V237H94ZM105 233V234H104ZM146 235H145V234ZM166 233V234H165ZM88 234V233H87ZM93 234V235H92ZM100 234H102L101 236H100ZM104 234V235H103ZM111 234V235H110ZM136 234H138V235H136ZM140 234V235H139ZM147 234H149V235H147ZM177 234V235H176ZM30 235L32 236V237H30ZM25 234V233H23L21 230H19V229H13V230H11V239L15 242L16 240L18 241H20V242H23V241H25L26 242V244H28L29 246H31V247H33V244L35 243V240H36V237L34 236V235H32V234ZM49 235H50V233H49ZM110 236V239L108 240V237ZM153 236V237H151V236ZM182 236V237H179V236ZM224 235H226V234H224ZM103 236V237H102ZM106 236V237H105ZM145 236V237H144ZM159 236H161V237H159ZM164 236H165V238H164ZM91 237H93V238H91ZM116 237V238H115ZM140 237V238H139ZM68 238V239H67ZM71 238V239H70ZM96 238V239H95ZM154 240H153V239ZM161 238V239H160ZM177 238V239H176ZM16 239V240H15ZM94 239V240H93ZM149 239H152V240H149ZM159 239V240H158ZM174 239V240H173ZM70 240V241H69ZM160 240H162V241H160ZM173 240V241H172ZM177 240H179V242H176ZM18 241V242H19ZM166 241H168V242H166ZM181 241V242H180ZM30 242V243H29ZM137 242V243H136ZM165 242H166V244H165ZM157 243V244H156ZM168 243V244H167ZM171 243V244H170ZM173 243V244H172ZM178 243H180V245H178ZM135 244V245H134ZM175 244V245H174ZM180 246V247H179ZM133 247V248H132ZM137 247V248H136ZM235 249V251H236V253H237V255H233V254H235L234 252V250H232L233 248ZM167 248V249H166ZM226 248L228 249V250H226ZM138 249V250H137ZM169 249V250H168ZM182 249V250H181ZM230 249V250H229ZM238 246H236V245H232V244H225L224 246H222V248L220 249V252H221V257H222V259H223V256H224V254L226 253V255H227V259H226V256H224V261H223V263H217V264H236V263H238L239 262V264L241 263V264H245V263H248V264H250L249 262H247L245 259H243L245 256L243 255V251L241 250V249H238V250H241V252L239 253V252H237L238 250ZM34 251V250H33ZM136 253H135V252ZM232 251H234L233 253H232ZM38 252H40V253H38ZM49 252V253H48ZM52 252V251H51ZM50 251H47L46 253H48V254H44V251L42 252V251H34V253L35 254H37L39 257H40V255H42L43 257L42 258H48V257H50V262H49V260L47 261V262H49V264L52 262V260H53V262L56 260V258H57V255H55V253L54 252H52L51 253ZM140 252V253H139ZM153 252V253H152ZM165 252V253H164ZM54 253V254H53ZM181 253V254H180ZM223 253V254H222ZM137 254V255H136ZM146 254V255H145ZM238 254L240 255V256H238ZM46 255V256H45ZM139 255V256H138ZM48 256V257H47ZM146 258H145V257ZM148 256H150L149 258H148ZM169 256H171V257H169ZM230 256L232 257V258H230ZM235 256V257H234ZM52 257H54V259L52 258ZM156 257V258H155ZM169 257V258H168ZM183 257V258H182ZM237 257V258H236ZM41 258V257H40ZM52 258V259H51ZM172 258V259H171ZM234 258V259H233ZM238 258H239V260L240 261H238L237 262V260H238ZM148 259L150 260V261H148ZM160 261H159V260ZM232 259H233V261H232ZM237 259V260H236ZM242 259L244 260V262H242ZM234 260H236V261H234ZM40 261H41V259H40ZM42 261L45 263V259H42ZM227 261V262H226ZM46 262V264H48ZM52 262V263H53ZM235 262V263H234ZM42 263V262H41ZM55 263V262H54ZM53 263V264H54ZM152 263V262H151ZM152 263V264H153ZM43 264V263H42Z\"/></svg>",
  "mask_w": 264,
  "mask_h": 264
}]
</instances>
